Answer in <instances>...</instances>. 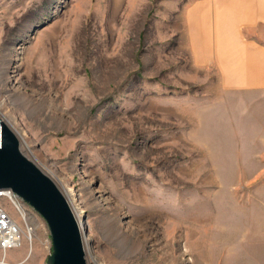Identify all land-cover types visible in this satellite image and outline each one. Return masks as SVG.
I'll list each match as a JSON object with an SVG mask.
<instances>
[{"label":"rangeland","instance_id":"374dc122","mask_svg":"<svg viewBox=\"0 0 264 264\" xmlns=\"http://www.w3.org/2000/svg\"><path fill=\"white\" fill-rule=\"evenodd\" d=\"M196 1L0 0V120L73 194L85 264H264V90L196 64ZM21 207L30 231L0 264H46Z\"/></svg>","mask_w":264,"mask_h":264},{"label":"crops","instance_id":"0c3cea01","mask_svg":"<svg viewBox=\"0 0 264 264\" xmlns=\"http://www.w3.org/2000/svg\"><path fill=\"white\" fill-rule=\"evenodd\" d=\"M185 19L190 33L194 22L203 25L196 64H211L220 88L264 90V45L254 34L264 27V0H198Z\"/></svg>","mask_w":264,"mask_h":264},{"label":"water","instance_id":"95a60500","mask_svg":"<svg viewBox=\"0 0 264 264\" xmlns=\"http://www.w3.org/2000/svg\"><path fill=\"white\" fill-rule=\"evenodd\" d=\"M0 190H8L44 221L51 251L46 264H85L80 234L60 192L19 151L15 135L0 122Z\"/></svg>","mask_w":264,"mask_h":264},{"label":"built area","instance_id":"2783aa9c","mask_svg":"<svg viewBox=\"0 0 264 264\" xmlns=\"http://www.w3.org/2000/svg\"><path fill=\"white\" fill-rule=\"evenodd\" d=\"M7 208H10L13 214ZM22 228L30 231L21 201L10 191L0 190V252L2 255L20 246L23 237Z\"/></svg>","mask_w":264,"mask_h":264},{"label":"bare ground","instance_id":"6f19581e","mask_svg":"<svg viewBox=\"0 0 264 264\" xmlns=\"http://www.w3.org/2000/svg\"><path fill=\"white\" fill-rule=\"evenodd\" d=\"M0 122H2L12 133H13V131L2 121V120H0ZM14 134V133H13ZM15 135V134H14ZM18 136H20V135H18ZM15 137L17 138V136L15 135ZM24 141H27V138H26V136L25 135H23L22 134V137H21ZM56 188H57V186H56ZM57 190H59L58 188H57ZM59 192H60V190H59ZM60 194L62 195V193L60 192ZM66 195H67V197L69 198V199H71V203L68 205V203H67V201H66V199L64 198V196H63V198H64V200H65V202H66V204H67V206H68V208H69V210H70V212H71V214H72V216H73V218H74V220H75V223H76V226H77V229H78V231H79V234H80V240H81V245H82V248H83V250L87 247V249H88V251L92 254V251H91V248H90V240L87 238V237H82V235H81V233H82V231L84 230V228H85V225H84V223L83 222H81L80 220H79V218H78V214H79V206L77 205V204H75V202L73 201V194L71 193V192H69V191H66ZM72 210V211H71ZM74 214V215H73ZM77 218V220H76V218ZM28 230L29 229H26V231H27V234H28ZM84 252H85V250H84Z\"/></svg>","mask_w":264,"mask_h":264}]
</instances>
